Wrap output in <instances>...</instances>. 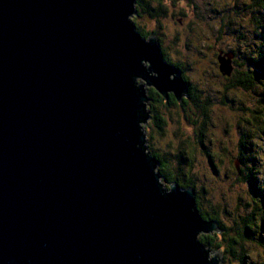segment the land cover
Listing matches in <instances>:
<instances>
[{
	"label": "water",
	"instance_id": "water-1",
	"mask_svg": "<svg viewBox=\"0 0 264 264\" xmlns=\"http://www.w3.org/2000/svg\"><path fill=\"white\" fill-rule=\"evenodd\" d=\"M128 4L0 0V264H204L192 232L212 225L175 190L161 199L133 147L138 60L164 100L187 86L157 38L135 43Z\"/></svg>",
	"mask_w": 264,
	"mask_h": 264
},
{
	"label": "clouds",
	"instance_id": "clouds-1",
	"mask_svg": "<svg viewBox=\"0 0 264 264\" xmlns=\"http://www.w3.org/2000/svg\"><path fill=\"white\" fill-rule=\"evenodd\" d=\"M236 3L237 0H129L124 16L138 46L146 47L157 35L163 36L169 54L166 61L159 58V63L174 69L167 74V80H174L178 72L187 86L180 96L188 95L201 105L198 109L193 104L195 114L191 119L195 123L185 119L183 113L178 115L171 106L154 111L149 98L153 95L151 89H158L152 81H159L160 72L148 59L138 60L143 75L128 77L140 98L139 110L134 111L139 142L133 147L145 159L159 197L164 199L175 190L190 201L189 214L212 225L192 232V246L204 264H264V206L260 196L250 193L248 183L250 178L254 180L256 190L264 194V119L254 118L256 113L264 116V90L233 89L230 95L239 101L234 108L216 103L220 97L215 95L232 79L221 76L216 66L219 58L235 56L244 61L245 69L254 72L247 61L264 57V22L256 25L251 22V14H233L231 9ZM239 3L243 7L245 0ZM261 81L264 78L257 83ZM209 108V119L205 121L201 109ZM155 115L163 121L159 128L154 125ZM201 130L215 141L211 150L223 157L216 161L222 173L214 178L208 174V160L201 155L199 145L190 163L182 166L179 158L186 138L195 140ZM158 161L164 162L163 169ZM202 188L205 194L197 206L194 196ZM245 228L251 237L244 236Z\"/></svg>",
	"mask_w": 264,
	"mask_h": 264
},
{
	"label": "rangeland",
	"instance_id": "rangeland-1",
	"mask_svg": "<svg viewBox=\"0 0 264 264\" xmlns=\"http://www.w3.org/2000/svg\"><path fill=\"white\" fill-rule=\"evenodd\" d=\"M213 11L215 12V10H213ZM225 11H227V9H225ZM231 11L233 12V14H235L237 16L243 15V14H251V22L253 24L259 25L261 22H264V0H260L256 4H255L254 0H245V4L243 7L240 5L239 0H237L236 5L233 7V9H231ZM228 27H229V31L233 30L232 25H229ZM262 31H264V29H262ZM257 34L259 35L258 30H257ZM158 37H159V41L161 43V46L164 49H166L167 53L169 54V50H168V47L165 43L163 36L159 35ZM223 58L225 59L226 62L230 61L228 64V68H227L228 69L227 71L230 72V76L232 78H234L235 75H233V74H239V80L245 79L246 81L242 82L243 86L241 84L232 85L233 80H229L227 83H224L221 87V90L216 92V94H215L216 96L220 97V99L217 100L216 103H222L223 105H225L229 108L236 107L239 104V101L237 99H235L232 95H230V93L232 92L233 89H236L237 87H243L245 90H252L254 92H259L261 90H264V81L257 83V80L264 78V74L261 73V71L259 69L254 68V70H255L254 72L251 71L250 69H245L243 67L244 61L237 59V57H235V56H233V58L231 57L229 59L227 57H223ZM256 61H257V63L261 62V64L264 65V57H262ZM261 64H258V65L260 66ZM262 67H263V71H264V66H262ZM248 71L252 72V75H251L252 79H249L248 77H246V75H245V77H243V75H244L243 73L247 74ZM221 76L223 78H227L226 75L221 74ZM224 87H227V88H224ZM210 103H211V101H206V104H210ZM160 108H163V107H160ZM173 108L176 109V112L178 115L183 113L185 116V119H187L191 122V120H192L191 114L192 113H190V110L193 111V103H189L188 106H185L183 108L182 107H173ZM240 108L242 110V105H240ZM210 112H211V109L209 108L207 111V118L208 119H209V113ZM254 118L264 119V116H261L259 113H256V114H254ZM181 134H183V129H181ZM202 139L204 142V145L202 142V146H201V143H199V141L196 139V137H195V140H193V138L191 136H188L186 138V140L183 142V145H182V147L184 148L183 156L186 158V161H182V166L184 164L190 163L193 160L194 155H195V147L197 145H199L200 150H201V155H203L208 160V169H207L208 174L214 178V177H216L222 173V168L219 164L216 163V161L217 160L222 161L223 157L219 153H216V152L211 150V146L215 142L214 140L208 139V137L205 133H204ZM243 150L247 151L248 149H243ZM188 155H189V158H188ZM212 164H215V168L216 169L218 168V171H214ZM248 183H249L250 193L253 196H260L262 206H264V194L259 193L257 190H255L254 192H252V190H251V185L255 186V181L249 180ZM204 194H205V189L202 188L200 190L199 196L201 197ZM262 230H264V227H262ZM245 237H246V235H245ZM249 237H251V235H249ZM262 242H264V241H262Z\"/></svg>",
	"mask_w": 264,
	"mask_h": 264
},
{
	"label": "trees",
	"instance_id": "trees-1",
	"mask_svg": "<svg viewBox=\"0 0 264 264\" xmlns=\"http://www.w3.org/2000/svg\"><path fill=\"white\" fill-rule=\"evenodd\" d=\"M255 1V4L256 3H258V1H260V0H254ZM258 35V34H257ZM159 35H157L156 36V38L158 39V43H159V46H160V49H161V53H162V58H163V60H167V57H168V53H167V51H166V49H164L162 46H161V43H160V41H159V37H158ZM217 63H216V66H217V69L219 70V64H218V61H216ZM247 63L249 64V65H251L253 68H256V69H259L260 71H261V73H263L264 74V71H263V67L262 66H264L263 64H261V62L260 63H257V61H252V60H248L247 61ZM258 64H261L260 66L258 65ZM244 75H243V77H245V75H246V77H248L249 79H252V77H251V75H252V72L251 71H248L247 72V74H245V73H243ZM231 80H233L232 81V85H237V84H241L242 85V82L243 81H246L245 79L244 80H239V74H235V76H234V78H232ZM231 82V81H230ZM248 82V81H247ZM231 84V83H230ZM231 86V85H230ZM243 86V85H242ZM224 88H227V87H224ZM151 92L153 93V95L149 98L150 99V103H151V105H152V107H153V110L155 111L156 109H159L160 107H163V108H167V107H169V106H171V107H185V106H188L189 105V103H193V104H195L196 105V107L199 109V108H201V105L195 100V99H192V100H189V96L187 95V97L186 98H182V100H181V102L180 103H178L177 102V100L173 97V96H170V97H168V99L167 100H164L163 98H162V96H160L154 89H151ZM206 103V102H205ZM177 104V105H176ZM190 113H192L191 115H194L195 113L192 111V110H190ZM201 115L203 116V119L205 120V121H207V111H203L202 109H201ZM153 121H154V125L157 127V128H159L160 127V125L163 123V121L160 119V117H159V115H155L154 117H153ZM191 122L192 123H195V121H192L191 120ZM203 124L201 125V129H203ZM203 135H204V131H198V133H197V135H196V139L199 141V143H201V146H202V142H203V139H202V137H203ZM203 145H204V142H203ZM183 150H184V148H183ZM183 152H182V155H180V159H181V162L182 161H186V158L183 156ZM189 154V153H188ZM188 158H189V155H188ZM159 163H160V166H161V168L163 169L164 168V162L163 161H158ZM212 166H213V168H214V171H218V168L216 169L215 168V164H212ZM249 180H251V181H253L251 178L249 179ZM251 190H252V192H254L255 190H256V187L255 186H253V185H251ZM200 196H199V194L197 195H195V201H196V204H197V206L199 205V203H200V198H199ZM203 219H205V221H207V218L206 217H204ZM244 236L246 235V238H248L249 237V235H252V233L247 229V228H245V230H244ZM237 239H238V237H237Z\"/></svg>",
	"mask_w": 264,
	"mask_h": 264
},
{
	"label": "flooded vegetation",
	"instance_id": "flooded-vegetation-1",
	"mask_svg": "<svg viewBox=\"0 0 264 264\" xmlns=\"http://www.w3.org/2000/svg\"><path fill=\"white\" fill-rule=\"evenodd\" d=\"M170 96H172V95L170 94L169 97H170ZM189 100H190V97H189ZM180 102H181V101H180ZM180 102H178V103H180ZM176 105H177V104H176Z\"/></svg>",
	"mask_w": 264,
	"mask_h": 264
}]
</instances>
